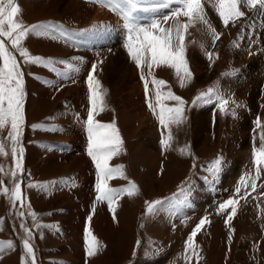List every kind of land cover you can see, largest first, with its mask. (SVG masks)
Returning <instances> with one entry per match:
<instances>
[{"label": "rangeland", "instance_id": "rangeland-1", "mask_svg": "<svg viewBox=\"0 0 264 264\" xmlns=\"http://www.w3.org/2000/svg\"><path fill=\"white\" fill-rule=\"evenodd\" d=\"M15 2L21 9L17 19L25 25H51L49 35L29 34L22 46L45 60L68 61L79 71L62 77L59 73L67 71L64 64L53 65L57 72L25 64L5 40L24 72L25 121L20 137L24 172L11 175L15 165L7 138L10 125L6 126L0 129V143L7 153L0 155V242H4L0 264H22V257L24 264H30L23 247L29 239L25 229L31 232L36 264H96L98 260L100 264H264V171L255 192L249 182L247 189L236 193L245 174L255 175L253 147H260L264 134V11L241 5L245 15L225 27L212 0H204L206 19L219 39L214 42L208 26L199 21L188 29L185 59L192 78L184 87L182 72L177 75L165 65L151 70L147 63L143 66L154 105L153 77L166 82L161 92L171 90L187 102V119L169 126L172 141L165 150L160 141L162 136L167 139L169 128L159 123L158 108L157 115L148 108L141 69L125 47L128 32L121 15L87 0ZM71 3L77 8L72 10ZM179 3L148 0L141 6L148 11L135 14L138 23L158 19L162 27H170L173 21L162 18ZM98 7L102 14L91 22ZM94 64L93 75L100 82L105 105L94 118L101 124L114 123L123 140L119 153L109 160V166H123V177L108 184L123 189L131 187V181L138 189L135 195H119L114 211L107 201L96 199L97 169L87 154L84 122L91 107L87 76ZM209 88L229 100L227 114L219 110L215 97L192 105ZM163 102L170 106L172 100ZM185 146L188 151L181 154L179 149ZM217 158L222 167L213 175L211 163ZM16 182L21 183L23 206L10 199ZM233 198L239 200L237 212L226 225L231 209L221 212L219 205ZM157 200L162 206L148 213V202ZM204 217L210 223L194 237L197 259L186 249V242ZM86 229L101 244L91 257L86 253ZM6 242L13 247L9 249ZM7 254L11 255L7 258Z\"/></svg>", "mask_w": 264, "mask_h": 264}, {"label": "snow or ice", "instance_id": "snow-or-ice-1", "mask_svg": "<svg viewBox=\"0 0 264 264\" xmlns=\"http://www.w3.org/2000/svg\"><path fill=\"white\" fill-rule=\"evenodd\" d=\"M90 3L101 4L107 6L110 10L117 12L124 20V27L128 32L127 41L125 47L128 51L130 58L135 62L137 68L141 69V80L144 81L145 97L148 104V108L157 115V108L159 109L158 121L165 127L169 128L170 125H177L184 123L187 119L185 116L184 101L180 96L175 95L171 90L166 93L161 92L160 89L166 84L164 80L156 79L153 77L151 83L155 86V105L149 98V81L143 74V66L147 63L149 70L153 66L165 65L174 68L177 75L182 72L180 76L181 87L185 86L186 80L192 78V73L187 65L185 59L186 45L185 34L188 29L195 25L196 22H201L208 26L210 32H212L215 39H219V33L209 24L204 12V0H180L179 6L175 8L169 15H165L163 21L172 20L173 24L170 27H162L161 20L152 19L145 24L138 23V18L135 15L138 11H148L147 8L141 7L146 4L148 0H87ZM215 5V11L219 15L221 21L227 27L230 22H235L237 19L243 17L245 13L241 10V5L247 6L249 9H259L264 11V0H212ZM21 9L15 0H0V129H4L10 125V131L8 132V139L11 141L12 149L11 155L14 161L15 170L11 173L13 177L17 176V173L21 175L24 172L23 157L24 148L20 146V137L22 134V126L25 121L24 116V72L21 68V63L17 59V56L9 50L5 40L9 41L11 48L15 49L19 56L23 59L25 64L41 65L48 68L52 72H57V69L53 67L54 64H64L67 71L59 73L62 77H66L69 72H78L79 68L68 61H56L52 59L45 60L43 57L33 56L29 50L22 46L29 34L35 35H49L50 24H34L31 26L25 25L17 17L20 14ZM181 17L187 18L185 22L181 21ZM95 27V26H94ZM52 39H56L55 35L51 36ZM209 59L212 54L208 53ZM76 59V58H74ZM96 65H92V70L87 76V85L89 90L90 110L87 114V119L84 122L86 125V131L88 136L87 154L92 159L95 168L97 169V201H107L109 210L114 211L112 205L115 203L117 197L122 194L129 196L135 195L138 191L136 185L129 181L131 187L116 189L109 186L108 181L116 178L123 177V166H109V160L119 153L123 140L119 134V130L114 123L101 124L94 118V114L98 111L104 110L103 95L100 92V82L95 79L93 73L96 71ZM152 73L149 71V76ZM215 97V100L219 106V110L222 113H228L227 105L229 100L225 99L222 95L216 92L214 89L209 88L207 92L200 93L193 101L192 105L196 106L198 103H207ZM164 99L175 101V106H167L164 104ZM234 103V101H232ZM231 115L235 116V112L232 111ZM259 126L260 121L257 118L256 121ZM36 127V126H34ZM171 131L169 128V134L167 139L163 138L160 141L163 149L167 150L171 147ZM261 145L259 148L253 147V164L255 166V175L251 176L245 174L239 182V186L236 188L237 195L240 194L241 188L247 189L250 187L253 192L257 190L256 181L260 179L262 171H264V134L261 136ZM181 154L188 151L187 146L179 149ZM0 155H7L5 146L0 143ZM195 166V165H194ZM222 167V160L217 158L211 163V172L215 175ZM0 171H3L0 168ZM2 183V182H0ZM54 183V182H53ZM29 187H45L29 184ZM5 194L7 189H3ZM181 193H185V189H181ZM246 197L241 196L240 199ZM11 201L15 205L17 201L23 206V196L21 190V183L16 182L11 191ZM162 201L148 202L147 211L152 214L159 210L162 206ZM239 200L233 198L228 199L219 205L221 212L231 209L225 224H230L233 217L236 215L237 206ZM93 213L95 208L92 209ZM35 216V213H30ZM23 215V213H21ZM115 219V216L113 217ZM89 221L91 216L88 217ZM210 223L207 217H204L196 225L191 235L186 242V249L191 250L192 254L199 259V254L196 251V244L194 237L206 224ZM23 227V225H21ZM29 239L23 241V247L26 256L30 258V264H36L35 252L30 244L31 232L25 229ZM232 232L235 230L232 229ZM231 240V236H229ZM4 243V242H0ZM7 247L11 249L13 247L11 242H6ZM85 245L86 253L89 257L94 256L101 247L100 241L91 233L90 230H85ZM22 264H24L25 257L21 258Z\"/></svg>", "mask_w": 264, "mask_h": 264}, {"label": "bare ground", "instance_id": "bare-ground-1", "mask_svg": "<svg viewBox=\"0 0 264 264\" xmlns=\"http://www.w3.org/2000/svg\"><path fill=\"white\" fill-rule=\"evenodd\" d=\"M71 5H72V6H71V7H72V10H74L75 8H77V5H78V4H76V3H71ZM75 5H76V6H75ZM78 9H79V8H78ZM77 12H78V11H77ZM100 14H102V10H101L100 7H98V8L96 9V13H94L93 18L91 19V22H93L95 19H97V18L99 17ZM79 15H80V14H79ZM80 16H81V15H80ZM80 16H79V17H80ZM133 74H134V72H133ZM133 74H132V75H133ZM135 74H136V73H135ZM166 75H167V74H166ZM130 76H131V75H130ZM134 78H135V77H134ZM132 79H133V78H132ZM137 96H138V95H137ZM140 101H141V100H140ZM175 103H176L175 101H172V102L170 103V107H171V106H175ZM137 106H138V105H137ZM141 106H142V105H141ZM202 118H203V117H202ZM201 125H202V123H201ZM175 136L177 137L178 135L175 134ZM173 140H175V139H173ZM179 140H180V139H179ZM179 140H178V141H179ZM177 143L179 144V143H181V141H180V142H177ZM174 144H176L175 141H174ZM173 149H174V148H173ZM173 152L175 153V152H178V151L173 150ZM136 154H137V153H136ZM177 166H178V165H177ZM205 196H208V195H205ZM194 208H195V207H194ZM196 210H197V209H196ZM70 211H72V210H70ZM182 212H183V211H182ZM181 214H182V213H181ZM72 217H73V216H72ZM72 219H73V218H72ZM125 224H126V223H125ZM63 228H64V227H63ZM71 231H72V230H71ZM128 232H129V231H128ZM72 233H75V231L72 232ZM70 234H71V233H70ZM70 234H69V235H70ZM126 235H127V234H126ZM72 237H73V236H72ZM129 237H130V236H129ZM74 238H75V237H74ZM96 238H97V237H96ZM69 240H70V239H69ZM98 252H99V251H98ZM10 255H11V254H9V255L7 254L6 257L8 258V256H10ZM6 257H4V258L6 259V261H8V259H7ZM144 263H145V262H144ZM96 264H100V263H99V260L97 261Z\"/></svg>", "mask_w": 264, "mask_h": 264}]
</instances>
